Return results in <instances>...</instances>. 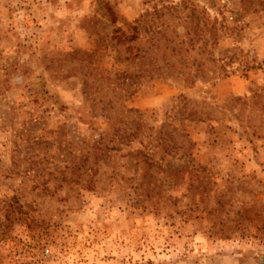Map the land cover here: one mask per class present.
Masks as SVG:
<instances>
[{
  "label": "rangeland",
  "instance_id": "obj_1",
  "mask_svg": "<svg viewBox=\"0 0 264 264\" xmlns=\"http://www.w3.org/2000/svg\"><path fill=\"white\" fill-rule=\"evenodd\" d=\"M0 264H264V0H0Z\"/></svg>",
  "mask_w": 264,
  "mask_h": 264
},
{
  "label": "trees",
  "instance_id": "obj_2",
  "mask_svg": "<svg viewBox=\"0 0 264 264\" xmlns=\"http://www.w3.org/2000/svg\"><path fill=\"white\" fill-rule=\"evenodd\" d=\"M107 12L109 13V15L112 17L113 16V13H112V10L110 8H107ZM136 29V28H135ZM121 39H122V34L117 36V42L118 43H121ZM125 40V39H124ZM150 65V64H149ZM148 73H150V71H148ZM149 78L150 77V74H149Z\"/></svg>",
  "mask_w": 264,
  "mask_h": 264
}]
</instances>
